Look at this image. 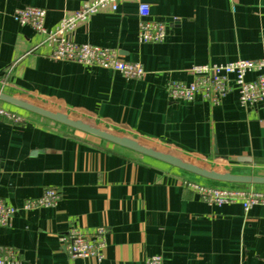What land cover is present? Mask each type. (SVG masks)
<instances>
[{"label": "crops", "instance_id": "1", "mask_svg": "<svg viewBox=\"0 0 264 264\" xmlns=\"http://www.w3.org/2000/svg\"><path fill=\"white\" fill-rule=\"evenodd\" d=\"M88 1L0 0V92L205 168L264 177V103L243 107L235 89L218 105L168 96L170 83L193 81L196 66L264 59V0H123L68 34L142 64L139 80L54 60L52 44L14 19L27 6L43 8L50 31ZM140 3L150 6L151 20L165 23L163 42L139 41ZM0 107L21 118H0V198L17 210L0 226V250H17L22 264H146L152 256L163 264H264V205L208 204L184 182L264 185L208 180L10 103L0 100ZM48 189L60 193L56 204L24 209ZM101 225L108 228L102 261L71 258L68 231Z\"/></svg>", "mask_w": 264, "mask_h": 264}, {"label": "built area", "instance_id": "2", "mask_svg": "<svg viewBox=\"0 0 264 264\" xmlns=\"http://www.w3.org/2000/svg\"><path fill=\"white\" fill-rule=\"evenodd\" d=\"M123 0H91L71 15L65 16L53 30H47L44 25L46 10L27 6L17 10L14 19L21 25L32 27L42 35L46 42L52 44L51 57L57 61H72L87 66H97L122 74L128 79H142L145 69L140 63H128L121 60L114 49L103 48L89 44H79L68 37L71 31L78 28L90 16L101 11H117ZM139 41L144 44L161 43L167 37L164 22L150 19V6L140 3L138 7ZM257 71L253 80H247V74ZM193 81L189 84L172 82L168 86V96L172 101L190 102L197 97L220 104L221 100L235 89L240 104L243 107H253L264 103V59L238 60L227 64H212L196 66L192 69ZM0 118L11 122H20L21 118L0 107ZM185 186L199 195L208 204L223 205L239 202L245 211L254 206L264 205V191L249 189H234L216 187L185 181ZM60 200V193L55 189H48L43 196L34 200H26L24 209L34 210L50 208ZM15 208L7 206L0 198V226L10 225L16 214ZM108 228L98 226L85 233L72 228L63 237L64 247L71 258H93L102 261L106 246ZM18 251L12 248L0 250V264H22L17 259ZM146 264H163L161 256L147 258Z\"/></svg>", "mask_w": 264, "mask_h": 264}, {"label": "water", "instance_id": "3", "mask_svg": "<svg viewBox=\"0 0 264 264\" xmlns=\"http://www.w3.org/2000/svg\"><path fill=\"white\" fill-rule=\"evenodd\" d=\"M0 100L77 131L106 140L122 148H126L136 153L159 160L198 177L225 183L264 185V177L236 175L229 172H219L213 169L205 168L199 164L187 161L173 154L151 148L136 140L125 137L118 133L111 132L100 126L90 124L86 121L77 119L42 105H36L23 98L10 97L0 92Z\"/></svg>", "mask_w": 264, "mask_h": 264}, {"label": "rangeland", "instance_id": "4", "mask_svg": "<svg viewBox=\"0 0 264 264\" xmlns=\"http://www.w3.org/2000/svg\"><path fill=\"white\" fill-rule=\"evenodd\" d=\"M83 121H86V122H88V123H90V124H93V125H96V126H100V125H97V124H94V123H91L90 121H88V120H83ZM101 127V126H100ZM140 143H142V144H144V145H147V146H149V147H151V148H159V146L158 147H156V145H154V144H152V143H147V142H140ZM164 150V149H163ZM164 151H166V150H164ZM181 157H183V158H185V156H183V155H180ZM186 159H188L189 160V158L188 157H186ZM191 160V159H190ZM197 163V162H196ZM198 164V163H197ZM249 189V188H248ZM249 190H255V189H253V188H250Z\"/></svg>", "mask_w": 264, "mask_h": 264}]
</instances>
